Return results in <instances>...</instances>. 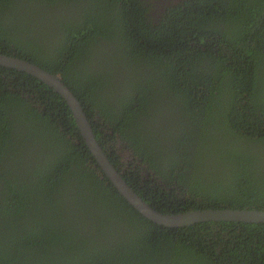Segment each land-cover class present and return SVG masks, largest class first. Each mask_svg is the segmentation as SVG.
<instances>
[{
  "label": "trees",
  "instance_id": "1",
  "mask_svg": "<svg viewBox=\"0 0 264 264\" xmlns=\"http://www.w3.org/2000/svg\"><path fill=\"white\" fill-rule=\"evenodd\" d=\"M0 54L61 76L156 211L264 210V0H0ZM0 80V264H264L263 223H153L58 93Z\"/></svg>",
  "mask_w": 264,
  "mask_h": 264
},
{
  "label": "water",
  "instance_id": "2",
  "mask_svg": "<svg viewBox=\"0 0 264 264\" xmlns=\"http://www.w3.org/2000/svg\"><path fill=\"white\" fill-rule=\"evenodd\" d=\"M0 65L10 69L25 72L58 93L70 107L73 118L90 149L95 161L101 167L107 178L112 182L124 199L141 215L155 224L164 227L182 228L197 223L230 222V223H263L264 210L250 209H204L180 214L166 215L153 209L127 183L123 175L110 162L102 146L97 140L88 115L81 102L63 82L61 76L53 74L27 60L0 54Z\"/></svg>",
  "mask_w": 264,
  "mask_h": 264
},
{
  "label": "flooded vegetation",
  "instance_id": "3",
  "mask_svg": "<svg viewBox=\"0 0 264 264\" xmlns=\"http://www.w3.org/2000/svg\"><path fill=\"white\" fill-rule=\"evenodd\" d=\"M1 66V65H0ZM4 67V66H3ZM8 68V67H7ZM0 84H1V80H0ZM1 92V91H0ZM264 144V142L263 143H261L260 145L262 146ZM122 154V153H121ZM131 155V154H130ZM122 157H123V159H122V162L123 163H125V165H127V162H129L130 161V157H129V155H128V152H125L123 155H122ZM134 168H136L135 166H134ZM126 169V168H125ZM139 176H140V179L144 182L145 181V177L147 176V173H146V171L144 170V168L143 169H141V171H139ZM138 176V174H137V177H139ZM143 216V215H142ZM146 218V217H145ZM147 219V218H146ZM149 220V219H148Z\"/></svg>",
  "mask_w": 264,
  "mask_h": 264
},
{
  "label": "rangeland",
  "instance_id": "4",
  "mask_svg": "<svg viewBox=\"0 0 264 264\" xmlns=\"http://www.w3.org/2000/svg\"><path fill=\"white\" fill-rule=\"evenodd\" d=\"M130 159H131V156L129 155Z\"/></svg>",
  "mask_w": 264,
  "mask_h": 264
}]
</instances>
